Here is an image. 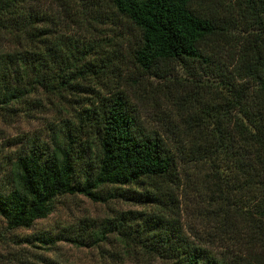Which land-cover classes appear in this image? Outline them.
<instances>
[{"label": "trees", "instance_id": "trees-1", "mask_svg": "<svg viewBox=\"0 0 264 264\" xmlns=\"http://www.w3.org/2000/svg\"><path fill=\"white\" fill-rule=\"evenodd\" d=\"M65 18L81 33L68 32ZM106 21L109 30L133 28L134 41L98 37L104 28L94 25ZM123 58L152 76L180 65L191 87L211 86L210 97L162 138L107 80ZM46 104L57 115L46 140L6 141L17 148L0 164L4 260L41 264L57 242L98 247L113 237L121 250L111 264H250L185 233L178 164L192 168L197 194L226 230L217 248L247 249L264 230V0H0V116H31ZM75 195L148 210L16 234Z\"/></svg>", "mask_w": 264, "mask_h": 264}, {"label": "rangeland", "instance_id": "rangeland-1", "mask_svg": "<svg viewBox=\"0 0 264 264\" xmlns=\"http://www.w3.org/2000/svg\"><path fill=\"white\" fill-rule=\"evenodd\" d=\"M69 12L72 13L73 10ZM64 20L67 23L68 32L72 29L73 32L75 30L81 33V29L71 25L70 18ZM95 24L97 28H104L101 33L105 35L98 37L116 38L117 41L121 39L128 44L136 37V31L131 27L109 30L111 26L107 21L105 24ZM118 34L123 37L121 38ZM121 53L124 54V52ZM119 64L120 66L115 70V76H110L107 79L108 82L117 83L116 87L123 90L145 129L155 130L162 138L166 139L172 122L180 120L179 114H193L210 97L208 91L212 89L211 86L202 89L191 87L189 76L180 65L170 64L167 70L159 71L157 75L152 76L141 73L140 69H135L134 65L124 58ZM53 111L54 108L47 105L31 116L14 118L0 116V164L3 163L7 153L17 148L16 146L8 147L7 140L19 137L24 139L27 136L46 140L52 124L57 123L55 120L57 115ZM178 165L179 181L182 185L178 191V212L179 221L185 233L195 242H203L207 247L214 245V251H219L222 255L234 253L233 257L236 259L243 258L250 264H264V230L256 229L252 232L254 236L248 239L247 249L243 252L238 247L231 249L228 243L224 244L225 248H217L216 244L220 243V238L226 237V230L222 229L217 219H213L215 216L213 204L207 203L202 195L197 194L200 179L192 174V168L184 162ZM0 186H2L1 178ZM127 208L148 210V207L115 201L93 203L80 195L63 197L59 198L49 215L36 220L29 229L17 230L16 234L63 233L64 230L75 229L79 219L98 221L105 216H110L115 210ZM246 235H243L244 239H247ZM119 250H121L120 244L113 237H109L106 242H100L98 247H74L66 242H57L52 251H42L43 263L41 264L53 261L68 264H111L115 261V253ZM4 257L6 258L5 251L0 249V264H13L8 263L7 259L4 260ZM134 262L135 264H160L157 260L146 262L144 259H139Z\"/></svg>", "mask_w": 264, "mask_h": 264}]
</instances>
